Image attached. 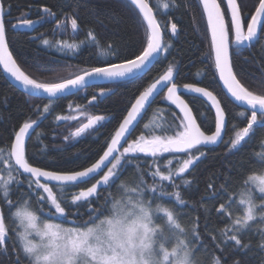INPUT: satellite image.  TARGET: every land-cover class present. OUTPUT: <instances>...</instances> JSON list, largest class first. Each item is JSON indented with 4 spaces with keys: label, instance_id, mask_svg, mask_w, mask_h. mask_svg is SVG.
Segmentation results:
<instances>
[{
    "label": "snow or ice",
    "instance_id": "1",
    "mask_svg": "<svg viewBox=\"0 0 264 264\" xmlns=\"http://www.w3.org/2000/svg\"><path fill=\"white\" fill-rule=\"evenodd\" d=\"M128 2L130 8L138 9L139 15L146 24V34L139 41L138 54L128 53L132 58L121 59L123 54L117 47L109 43L106 49H100L94 31H89L88 39L108 57L100 61L105 66L91 67L90 70H84L72 78L61 79L59 82L39 81L26 74L18 65L6 42L4 19L6 10L0 2V66L27 95L41 100L48 99V103L43 105V113H49L54 100L65 95H76L85 86L93 87L100 82L114 84L124 79L142 80L160 61L163 54L172 47L171 44L163 43V33L169 26L158 22L149 0H128ZM171 3L178 6L176 0H171ZM245 6L246 0H226V6L225 0L219 2L198 0L197 3L202 18H206V38L210 36V56L214 62V74H218L219 81L230 97L241 106H246L251 113L247 115L245 110H241L236 114L239 118L247 119V124L235 131L234 138L226 144L229 153L237 150L250 138L258 125H264V92L253 91L238 79L232 59L234 52L238 54L244 48L250 49L254 44L264 40V0H255L247 12L244 11ZM161 7L168 9L169 3L162 0ZM42 12L48 16L55 15L48 7H43ZM42 20L43 17L40 21L20 18L12 27L31 29ZM60 23L57 21L58 27ZM70 23L74 31L78 29L76 18H72ZM177 31V24L170 23V32L173 36ZM43 43L47 45L49 41L45 39ZM83 43L82 41L81 45ZM57 47L60 50H73L80 46L58 41ZM115 59H121V62H111ZM261 83L264 84V81ZM164 88H167V92L163 100L179 110L178 113L173 114L174 129L172 124H168L164 117L158 114L153 116L151 123L144 124V129L148 131L129 140L132 131ZM183 90L187 94H198L210 103V108L206 105V109L215 112L214 131L207 134L206 130H202V124L198 123L200 117L194 114L190 104L182 98V90L175 83L174 68L170 65L158 79L139 91L134 101H130V107L115 129L110 142H107L106 150L95 163L80 171H49L43 167L33 166L26 155V147L27 140L31 138L35 126H38L37 120H26L18 130L14 131V138L10 144L7 147H0V193L9 207H13L14 202L9 198L10 185L22 183L19 176L24 174L27 176L28 187L38 196V203L50 205L48 211H45L43 206L39 209L50 217L44 220L37 211L31 210L29 200L15 206L12 223L15 225L18 222V226L11 229L15 234L11 239L15 245L18 238L19 246L13 249L16 252L14 264H25V260L27 264H83L82 257L90 259L92 264H135V260L129 259L123 251V248L128 247L127 243L123 247L105 248L97 241L103 230L110 229L114 234H119L126 226L132 234L133 244L135 233L143 230L146 237L150 235L153 250L156 251L159 246L157 256L161 253L166 256L164 264H173L176 259L180 260V264H186L184 258L200 264L195 259L197 245L201 240L196 230L197 226L194 224L191 229L186 228L179 219L181 210L176 209L175 206L155 203L158 197L151 196L152 193L172 196L177 204L184 205L186 200L182 197L180 185L176 183L175 178L182 177L199 162L204 155L200 152L201 147L217 145L223 141V130L228 124V119L218 96L207 87H198L194 84H184ZM110 94L113 93L101 88L99 97L93 95L91 100L97 102ZM39 107L37 105V110ZM65 119L68 117L56 116L57 121ZM177 119L179 122L175 123ZM105 122L104 115H90L87 122L75 128L70 136L82 137ZM39 135L38 133V138ZM64 139L68 140L69 137L66 136ZM197 152L199 155L193 154ZM165 153L183 155H173L162 166L156 158ZM136 154H145L153 158L154 162L150 165L154 169L151 172L152 183L148 184L141 172L135 185L130 187L127 184H118V196L112 195L110 190L120 180L121 169L132 164ZM257 155L261 161H264V152ZM174 162L178 164L177 167H172ZM135 167L140 172L139 164H135ZM96 176H99V179H95ZM93 179L95 182L91 183V186L81 188L78 193L71 195V207L76 210L75 213L71 212L67 199L63 196L65 188H76ZM165 182L172 183L171 192L167 191ZM191 183V180L183 179L185 187ZM227 187L226 180L221 188L227 190ZM208 188L213 189L215 195L216 190L212 183H209ZM105 192L108 194L101 199ZM146 192L148 195H145ZM256 192L261 194L259 203ZM232 203L233 196L230 195L226 203L219 205L217 211L224 213ZM238 204L243 206V214L231 219L230 226L222 229L221 235L224 237V243L232 241L235 250L243 251L252 247L250 241L249 243L242 241V236L252 228L251 222L256 221L257 217L264 222V173L251 174L243 180ZM81 207H87L88 219L75 218ZM51 209H54V212ZM164 218L166 222L160 223ZM66 224L72 226H65ZM9 231L4 216L0 214V251L5 253ZM257 247L264 251V227L259 228ZM170 248L171 252H169ZM86 251L89 255L84 257ZM211 264H221L220 258L213 256ZM233 264H240V261L235 260Z\"/></svg>",
    "mask_w": 264,
    "mask_h": 264
},
{
    "label": "trees",
    "instance_id": "2",
    "mask_svg": "<svg viewBox=\"0 0 264 264\" xmlns=\"http://www.w3.org/2000/svg\"><path fill=\"white\" fill-rule=\"evenodd\" d=\"M5 8L4 19L6 22V41L9 51L17 60L21 69L39 81L59 82L61 79L72 78L84 70L91 67L105 66L101 60L108 57L100 50L106 49L109 43L117 47L123 54L122 58H132L128 53L136 52L140 48L139 41L146 34V25L137 10L129 7L127 0H0ZM169 3L168 9L161 7L162 0H149V4L154 9L158 22L167 25L168 30L163 33V43L171 44L172 47L163 54L160 61L155 64L142 80H125L114 84L95 86L83 90L76 95H72L59 100H54L49 113H43V105L48 100H41L25 95L11 86L3 77L0 71V147H7L14 138V131L26 120L35 119L39 125L27 141L26 155L33 166L43 167L49 171H80L84 167L90 166L103 154L110 142L115 129L126 115L130 101H134L139 91L147 87L150 83L162 75L171 65L174 68L175 83L182 90V98L190 104L198 123L202 124V130L210 134L215 130V117L212 110L203 100L192 94H187L183 90L184 84H194L198 87H207L213 91L221 100L222 107L226 110L228 124L226 125L223 141L214 148H200L203 157L182 177L175 178L180 185L179 190L186 200L184 205L176 203L174 197L152 193L155 203H163L166 206H175L181 210L179 217L183 226L191 229L195 224L201 240L197 245L195 259L200 264H211L213 256L220 258L221 264H233L239 260L240 264H264V251H261L259 243V228L264 227V222L257 217L251 222L252 228L242 236L244 243L251 242L252 247L240 251L232 246L234 242L224 243L221 230L230 226L231 219L243 214V206L238 204L239 191L242 182L248 175H259L264 173V161H261L258 153L264 152V125H258L254 129V134L250 136L237 150L229 153L226 144L234 138L235 131L246 126L247 119L239 118L236 114L242 109L233 105L222 92L218 76L215 73L214 62L210 56V36L206 38V18H202L201 9L197 7L198 0H176L178 6H174L171 0H164ZM219 2V0H218ZM255 0H246L244 11L247 12ZM226 6V5H225ZM43 7H48L55 14L48 16L42 12ZM42 22L35 24L31 29L22 27L13 28L20 18H28L33 21ZM76 18L78 29L72 33L69 29L60 32L57 21ZM60 23V24H61ZM170 23H176L178 31L176 35L170 32ZM89 31H94L100 43V49L95 43L88 39ZM49 43L45 45L43 40ZM76 44L78 49L60 50L57 42ZM84 42L81 45V42ZM166 56V58H164ZM99 57V59H98ZM121 59L111 62L119 63ZM234 71L238 79L253 91L264 92V40L254 44L250 49L244 48L238 54H233ZM103 88L113 94L105 99L92 102L93 95L99 97L100 89ZM165 93L157 98L146 112L144 118L129 140L135 139L144 129L145 123H151L153 116L161 115L168 124L173 123V114L178 113L173 105L163 100ZM39 105V110H37ZM74 110L85 112L84 119L70 120L74 117ZM203 114V116H201ZM247 115L250 112L246 111ZM68 117L65 120H56V116ZM90 115H104L106 122L97 127L94 131L84 134L79 138H71L70 133L87 122ZM178 119L175 123H178ZM236 125V127H233ZM39 138L37 137V134ZM68 136L69 139L64 138ZM199 155V153H193ZM173 155L183 154H163L158 158L160 165H165ZM153 158L145 154H136L132 164L121 169L120 180L111 188L112 195H117L118 184L133 186L137 182V177L141 174L148 184L152 183L151 172L154 169L150 166ZM135 164H139L140 172ZM176 162L172 167H177ZM22 183L10 185L9 198L14 202L13 207H9L0 193V214L5 218L10 229L9 237H6L7 252L0 251V264H14L16 252L14 247L19 246L16 239L13 244L14 233L11 229L18 226L12 221V212L15 206H19L23 201L29 200L31 210L37 211L42 220L50 219L39 209L43 206L45 211L50 209V205L38 203L37 194L28 187L27 177L20 175ZM95 179H99V176ZM95 179L76 188L66 187L63 196L67 199L69 209L75 213V208L71 207V195L78 193L81 188L91 186ZM183 179L191 180L192 183L185 187ZM228 182L227 190L221 185ZM167 184V191L173 190L171 182ZM214 185L209 189L208 185ZM57 188V192H58ZM102 194L101 199L104 195ZM46 195V194H45ZM145 195H148L146 192ZM233 196L231 207L224 213L217 211L220 204L226 203L228 197ZM257 203L261 196L255 193ZM54 212V209H51ZM231 212V216H229ZM77 220L88 219L87 207H81L79 214L75 216ZM59 219V217H57ZM166 218L160 223H165ZM65 226H72L66 224ZM230 234V233H229ZM215 237V239H214ZM220 244V247L217 245ZM206 249V251H205ZM25 264L27 261L25 260Z\"/></svg>",
    "mask_w": 264,
    "mask_h": 264
},
{
    "label": "clouds",
    "instance_id": "3",
    "mask_svg": "<svg viewBox=\"0 0 264 264\" xmlns=\"http://www.w3.org/2000/svg\"><path fill=\"white\" fill-rule=\"evenodd\" d=\"M131 233L127 230V226L124 230H121L119 234H114L110 229L103 230L100 235L97 237V241L102 243L105 248H113L116 246L123 247L125 243L128 244V247L123 248V251L126 253L129 259H134L135 264H164L166 256L161 253L157 256L156 252L159 251V246L156 251L152 248V240L150 235L145 236L144 231L141 230L138 233H135V243H131ZM172 249H169L171 252ZM89 254L86 251L84 257H87ZM186 264H195V261L184 258ZM83 264H92L90 259H85L82 257ZM173 264H180V260L176 259L173 261Z\"/></svg>",
    "mask_w": 264,
    "mask_h": 264
},
{
    "label": "water",
    "instance_id": "4",
    "mask_svg": "<svg viewBox=\"0 0 264 264\" xmlns=\"http://www.w3.org/2000/svg\"><path fill=\"white\" fill-rule=\"evenodd\" d=\"M128 1V0H127ZM1 2V1H0ZM225 5H226V0H225ZM137 10V12H138V9H136ZM139 13V12H138ZM141 18H142V16H141ZM143 20V19H142ZM146 25V24H145ZM7 42V41H6ZM0 71H1V73H2V75H3V77L5 78V80L11 85V86H13L15 89H17L18 91H20L21 93H23V94H25V95H27L24 91H23V89H22V87L16 82V81H14V79H12L7 73H5L4 71H3V67L2 66H0ZM217 76H218V74H217ZM125 80H129V79H124V80H121V81H125ZM218 80H219V77H218ZM121 81H119V82H121ZM219 83H220V86H221V89H222V92L224 93V95L226 96V98L233 104V105H235L236 107H238V108H240V109H242V110H245V111H247V112H250V111H248L247 109H246V106H241L240 104H239V102H236L235 100H234V98H232V97H230V94H228L227 92H226V89H224L223 88V84H222V82L221 81H219ZM107 84H110V83H105V82H100V83H98L97 85H95V86H102V85H107ZM95 86H93V87H95ZM89 88H91V87H87V86H85L84 88H82L79 92H81V91H83V90H86V89H89ZM78 92V93H79ZM166 92H167V88H164L163 89V91H161L160 92V94L155 98V100L157 99V98H159L163 93H165L166 94ZM192 95H194L195 97H197V98H199V99H201V100H203L206 104H208V106L210 107V103H208L207 101H206V99L205 98H203V97H200V96H198V94H192ZM29 96V95H28ZM69 96H72V95H65V96H63L62 98H66V97H69ZM30 97H33V96H30ZM33 98H37V97H33ZM62 98H60V99H62ZM39 99V98H38ZM43 100H48V99H43ZM57 100H59V99H57ZM154 100V101H155ZM154 103V102H153ZM152 103V104H153ZM174 106V105H173ZM175 107V106H174ZM175 110L178 112L179 110L178 109H176L175 108ZM148 111V110H147ZM146 111V112H147ZM146 112H145V114H146ZM212 112H213V114H214V117H215V112H214V110H212ZM145 114H144V116H145ZM144 118V117H143ZM142 121V120H141ZM140 121V122H141ZM140 122L137 124V126L135 127V129L132 131V133H131V135L128 137V139H130L131 138V136L133 135V133L135 132V130L137 129V127H138V125L140 124ZM38 125H39V123H38ZM38 126H35V128H34V131L36 130V128H37ZM33 131V132H34ZM225 131H226V127H225V129L223 130V138H224V136H225ZM33 132H32V134H33ZM31 134V135H32ZM29 140V139H28ZM27 140V141H28ZM222 142V141H221ZM220 142V143H221ZM219 143V144H220ZM219 144H217V145H213V146H205V147H201V148H205V149H209V148H214V147H216V146H218ZM104 170H106V169H104ZM103 174V172H101L100 173V175H102ZM23 176H26V175H24V174H22ZM27 177V176H26ZM98 176H96L95 178H97ZM42 179V181H43V178H41ZM91 181V180H90ZM89 181V182H90ZM52 184H55L56 182H51ZM86 184V183H85ZM80 185H82V184H80Z\"/></svg>",
    "mask_w": 264,
    "mask_h": 264
},
{
    "label": "rangeland",
    "instance_id": "5",
    "mask_svg": "<svg viewBox=\"0 0 264 264\" xmlns=\"http://www.w3.org/2000/svg\"><path fill=\"white\" fill-rule=\"evenodd\" d=\"M60 29V32H66L68 31L69 29L71 30L72 33H75L76 30L74 31L72 28H71V23H70V20L68 21H63L60 26L58 27ZM75 114H74V117H72L70 120H75V119H84L86 116L84 115L85 112L81 111V110H74ZM163 155V154H161ZM259 196H261L260 193L256 192Z\"/></svg>",
    "mask_w": 264,
    "mask_h": 264
}]
</instances>
